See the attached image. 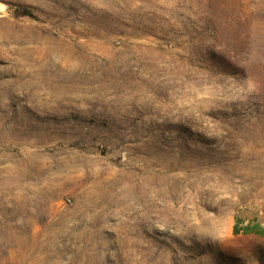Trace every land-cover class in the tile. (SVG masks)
Instances as JSON below:
<instances>
[{
    "label": "rangeland",
    "instance_id": "1",
    "mask_svg": "<svg viewBox=\"0 0 264 264\" xmlns=\"http://www.w3.org/2000/svg\"><path fill=\"white\" fill-rule=\"evenodd\" d=\"M0 264H264V0H0Z\"/></svg>",
    "mask_w": 264,
    "mask_h": 264
},
{
    "label": "trees",
    "instance_id": "2",
    "mask_svg": "<svg viewBox=\"0 0 264 264\" xmlns=\"http://www.w3.org/2000/svg\"><path fill=\"white\" fill-rule=\"evenodd\" d=\"M246 233H253V232H251V231L247 230V231H246ZM258 234H259V233H258Z\"/></svg>",
    "mask_w": 264,
    "mask_h": 264
}]
</instances>
